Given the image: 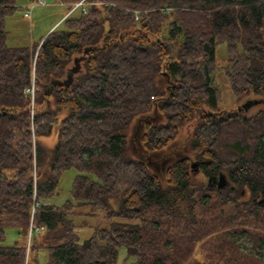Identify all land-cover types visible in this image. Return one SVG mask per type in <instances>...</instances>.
<instances>
[{
	"label": "trees",
	"instance_id": "obj_1",
	"mask_svg": "<svg viewBox=\"0 0 264 264\" xmlns=\"http://www.w3.org/2000/svg\"><path fill=\"white\" fill-rule=\"evenodd\" d=\"M86 1L37 43L10 46L14 0H0V264H116L120 247L122 264H200L194 247L223 224L226 203L236 219L264 223V108L204 107L220 98L218 42L235 97L264 95V0ZM85 48L71 85L53 86ZM190 121L188 154L161 177L149 163L177 156L171 144ZM71 168L72 200L50 203ZM222 172L226 190L209 183ZM84 206L108 225L79 241L71 215ZM30 224L43 230L29 235Z\"/></svg>",
	"mask_w": 264,
	"mask_h": 264
},
{
	"label": "rangeland",
	"instance_id": "obj_2",
	"mask_svg": "<svg viewBox=\"0 0 264 264\" xmlns=\"http://www.w3.org/2000/svg\"><path fill=\"white\" fill-rule=\"evenodd\" d=\"M33 0H14L15 9L12 13L7 14L4 18V28L7 31L6 43L10 46L19 45H33L37 43L43 36H45L51 29L57 27L62 28L61 20L66 17H76L80 14L81 9H73L72 4H59L57 0H47L46 5H37L31 12L30 17L23 15L24 7ZM85 7L87 5H84ZM166 29V27L164 28ZM173 47V46H172ZM226 45L224 42L215 44V70L213 72V81L216 87L219 88L220 98L217 107L204 106L206 110L214 113L229 112L238 110L246 101H261L260 103L252 105L247 111V114H252L259 109L264 108V95L249 94L241 99L235 97L232 93L229 81L225 73V66L227 64ZM66 75H64L65 77ZM63 77V78H64ZM192 122H188L179 129V134L171 147L181 146V151L177 152V156L165 159L161 164L150 162L149 166L161 177L165 166L174 158L184 156L187 152V136L192 129ZM137 123H134L131 128V134L136 130ZM170 147V148H171ZM131 150L134 147H130ZM160 153H157V155ZM192 160L191 162H194ZM197 162V161H196ZM192 171L196 174L198 179H202L198 167H193ZM224 172H222L223 174ZM76 174V170L71 168L65 170L61 174V179L58 184L56 193L50 197L49 202L53 204H62L67 200H72L70 194L71 182ZM226 185L223 188H214L226 190L231 186L230 181L223 174ZM217 176H215L217 180ZM209 182V179H208ZM246 199L243 197V191L238 196V201ZM232 207L230 203H226L220 208L218 215L223 224L215 225L213 231L202 241L195 245L192 261L200 264H217L223 262H233L240 258L243 264H264V223L262 225H253L241 221L237 218V210ZM75 223V232L77 233L79 241H82L89 236L97 228H105L108 223L105 218V212L93 210L90 206H84L81 209L75 208L71 215ZM210 217V216H209ZM17 238V233L13 228L5 230V244H12ZM125 256L124 247L118 249V257L116 264H122Z\"/></svg>",
	"mask_w": 264,
	"mask_h": 264
},
{
	"label": "water",
	"instance_id": "obj_3",
	"mask_svg": "<svg viewBox=\"0 0 264 264\" xmlns=\"http://www.w3.org/2000/svg\"><path fill=\"white\" fill-rule=\"evenodd\" d=\"M87 53V48L84 49L82 55L75 57L73 60V66L70 67V69L68 70V72L66 73V76L62 79H55V80H51V83L53 86H70L71 83L73 82L74 79V75L79 71L80 69V60L84 57V55ZM261 101H251L248 100L246 101L239 109L238 111H247L252 105L260 103ZM198 163L196 161L191 162L190 163V168L192 170L193 167H197ZM216 179V178H215ZM211 180V179H210ZM225 178L224 175L222 173L218 174L217 177V185L218 188H223L225 186ZM263 202V200H261Z\"/></svg>",
	"mask_w": 264,
	"mask_h": 264
},
{
	"label": "built area",
	"instance_id": "obj_4",
	"mask_svg": "<svg viewBox=\"0 0 264 264\" xmlns=\"http://www.w3.org/2000/svg\"><path fill=\"white\" fill-rule=\"evenodd\" d=\"M57 2L59 4H67L64 0H57ZM47 4V0H33L31 2H29L27 5H25L24 7V11H23V15L25 17H30L32 10L34 9L35 6L37 5H46ZM88 2L86 0H79L77 2H74L72 4V7H74L73 9H77L80 8L81 10L85 9L84 5H87ZM172 9L171 6H164L161 7L159 10L162 13H168L170 10ZM137 17V15H136ZM26 92L29 93L31 95V99H33V95H34V89H33V85H31L29 88L26 89ZM43 230V226L40 227H33L32 224H30L29 226V230H28V234L31 235L32 232H39Z\"/></svg>",
	"mask_w": 264,
	"mask_h": 264
},
{
	"label": "flooded vegetation",
	"instance_id": "obj_5",
	"mask_svg": "<svg viewBox=\"0 0 264 264\" xmlns=\"http://www.w3.org/2000/svg\"><path fill=\"white\" fill-rule=\"evenodd\" d=\"M209 183H210V185L215 186V185H217V180L214 177V179H212L211 182H209ZM225 185H226V183H225Z\"/></svg>",
	"mask_w": 264,
	"mask_h": 264
}]
</instances>
